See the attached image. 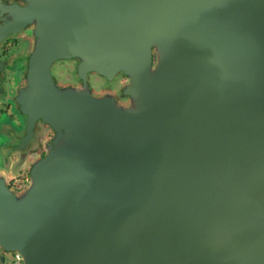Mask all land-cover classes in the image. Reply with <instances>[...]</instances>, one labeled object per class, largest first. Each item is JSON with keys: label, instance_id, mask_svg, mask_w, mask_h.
Returning <instances> with one entry per match:
<instances>
[{"label": "water", "instance_id": "water-1", "mask_svg": "<svg viewBox=\"0 0 264 264\" xmlns=\"http://www.w3.org/2000/svg\"><path fill=\"white\" fill-rule=\"evenodd\" d=\"M3 1L0 42L33 35L17 106L54 134L0 179V262L264 264V0Z\"/></svg>", "mask_w": 264, "mask_h": 264}, {"label": "flooded vegetation", "instance_id": "flooded-vegetation-1", "mask_svg": "<svg viewBox=\"0 0 264 264\" xmlns=\"http://www.w3.org/2000/svg\"><path fill=\"white\" fill-rule=\"evenodd\" d=\"M4 4L19 3L4 0ZM8 13L0 14V25L9 20ZM30 30L11 33L0 42V179L15 193L22 192L29 184L33 163L44 157L45 147L54 134L43 120L30 125L29 117L18 108L15 96L22 86V75L27 71L33 50ZM61 71L70 65L59 63ZM65 84H76L72 74L65 75ZM5 263L14 264V253L1 250ZM13 255V256H12Z\"/></svg>", "mask_w": 264, "mask_h": 264}, {"label": "rangeland", "instance_id": "rangeland-1", "mask_svg": "<svg viewBox=\"0 0 264 264\" xmlns=\"http://www.w3.org/2000/svg\"><path fill=\"white\" fill-rule=\"evenodd\" d=\"M59 63H60V64L63 63V64H65V65H70V64H72V61H66V62L61 61V62H59ZM61 68H62V67H60L59 64L56 65V66L53 68V74H54V76H55V78H56L57 80H58V78H59V79L61 78V80H62L61 82H62V83H66V82H64V81H65V78H66L65 75L67 74V72H66V70H64V69L61 71ZM109 83H110V82H103L102 80H99L97 84L94 83L93 87H95L96 85H97L96 87H98V85H99V86H102V85L105 86V85H107V84L109 85ZM95 84H96V85H95ZM12 256H13V255H12Z\"/></svg>", "mask_w": 264, "mask_h": 264}, {"label": "built area", "instance_id": "built-area-1", "mask_svg": "<svg viewBox=\"0 0 264 264\" xmlns=\"http://www.w3.org/2000/svg\"><path fill=\"white\" fill-rule=\"evenodd\" d=\"M13 262L14 264H23L22 257L19 253H14Z\"/></svg>", "mask_w": 264, "mask_h": 264}]
</instances>
